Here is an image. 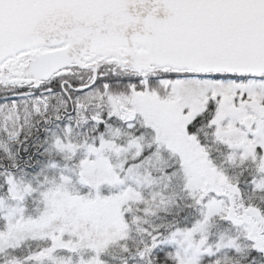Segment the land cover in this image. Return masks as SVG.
<instances>
[{
	"label": "snow or ice",
	"instance_id": "6c2138e0",
	"mask_svg": "<svg viewBox=\"0 0 264 264\" xmlns=\"http://www.w3.org/2000/svg\"><path fill=\"white\" fill-rule=\"evenodd\" d=\"M0 264H264V0H0Z\"/></svg>",
	"mask_w": 264,
	"mask_h": 264
}]
</instances>
